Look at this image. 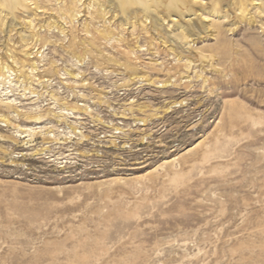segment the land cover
<instances>
[{
  "label": "rangeland",
  "instance_id": "obj_1",
  "mask_svg": "<svg viewBox=\"0 0 264 264\" xmlns=\"http://www.w3.org/2000/svg\"><path fill=\"white\" fill-rule=\"evenodd\" d=\"M243 1L133 2L131 25L0 0V264H264V0Z\"/></svg>",
  "mask_w": 264,
  "mask_h": 264
},
{
  "label": "bare ground",
  "instance_id": "obj_2",
  "mask_svg": "<svg viewBox=\"0 0 264 264\" xmlns=\"http://www.w3.org/2000/svg\"><path fill=\"white\" fill-rule=\"evenodd\" d=\"M153 3L152 5L155 6H158L159 9H160V12H162L163 14V19L165 20L166 17H171L172 15H177L180 19L181 18H184L187 14H189L191 12V10H188L186 8H180L178 7V3H176L177 0H152ZM185 2H192V3H196V4H208L207 1H204V0H183ZM215 3H219L223 6L226 5L227 9H225V12H226V15H230V12H228L229 10V7H231V0H213ZM249 2H252L253 0H248ZM133 2H138L139 4L141 5H146L148 4L149 0H104L103 3H105V5H103V15L107 14V13H112L113 14L111 15L112 17H115L117 15V12H121L123 10V12L125 13L126 11V8L127 6L131 5V3ZM239 2V7H240V11L241 12H244L246 11V6H242L244 4V1L243 0H238ZM155 3V4H154ZM203 5V6H204ZM173 6V7H172ZM108 7V9H106ZM172 7V8H171ZM38 11H42L41 9H39ZM125 22L124 24H131V25H134L135 23H143L144 21H147V19L149 18V14L148 15H144L143 13H141V11H138V12H131V11H128V13H125ZM172 20H175V19H172ZM187 21V25L189 27H191L192 29L194 28V21L192 20V18L188 17L186 19ZM198 20H202V17L201 16H198ZM31 24V21L29 22ZM149 23H151V25L153 26V28L156 30L157 34H160L162 33V29L157 27V25H161L162 22L160 21H157V19L155 17H153V22L149 21ZM3 24V22H2ZM8 30L5 31L6 34H7V37H10V32L11 30L13 29V26L12 24H9L7 26ZM187 27H183V30H185ZM206 28V27H204ZM188 30V29H186ZM4 30H1L0 32H3ZM27 55V57H33V56H30V53H25ZM32 66L34 67L35 66V63H31ZM2 68H6L8 69L9 71L11 70V67L7 64H3L2 67H0V70H2ZM35 69V68H34ZM12 71V70H11ZM1 89V88H0ZM1 92V91H0ZM4 94V93H3ZM5 118V120H8V118L6 117H3V119ZM22 128V127H21ZM23 131H30L31 130V127L29 128H23L22 129Z\"/></svg>",
  "mask_w": 264,
  "mask_h": 264
}]
</instances>
